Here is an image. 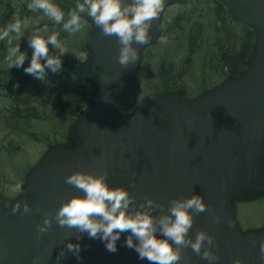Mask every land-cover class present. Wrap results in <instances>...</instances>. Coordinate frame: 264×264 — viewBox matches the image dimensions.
<instances>
[{"label":"water","instance_id":"1","mask_svg":"<svg viewBox=\"0 0 264 264\" xmlns=\"http://www.w3.org/2000/svg\"><path fill=\"white\" fill-rule=\"evenodd\" d=\"M184 1L166 0L164 9ZM221 1L234 19L256 32L246 70L191 101L151 96L129 117L112 115L136 98L141 49L158 38L163 11L151 22L148 44L134 42L138 59L127 67L118 63L115 35L106 36L100 29L92 34L91 59L82 74L98 93L74 124L73 140L80 146L49 150L29 174L25 191L13 202L0 200V264H34V259L35 264H149L125 246L127 231L115 252L100 239L59 226L54 219L48 232L37 234V225L45 215L53 217L62 200L83 195L64 179L78 170L107 171L109 186L128 189L135 205L153 197L164 211L173 198L200 194L209 208L193 214L188 236L194 239L201 229L212 234L216 264H233L235 258L243 264H264L259 249L264 232L242 235L232 208L234 198L264 188V0ZM18 199L27 200L32 210L13 214L11 204ZM213 215L220 217L218 223ZM68 240L81 245L80 259L65 247ZM61 251L64 255L57 260ZM177 264L208 262L186 247Z\"/></svg>","mask_w":264,"mask_h":264},{"label":"clouds","instance_id":"2","mask_svg":"<svg viewBox=\"0 0 264 264\" xmlns=\"http://www.w3.org/2000/svg\"><path fill=\"white\" fill-rule=\"evenodd\" d=\"M165 2L166 0H77L75 7L66 14L53 0H31L28 8L42 11L50 20L62 25L63 30L69 34L82 29L87 23L82 14H86L104 35L117 37L120 45L118 63L127 67L138 59V49L133 46L134 42L148 44L151 22L160 16ZM28 23L27 18L23 21L16 19L0 30V41H6L8 45L4 60L9 69L20 68L28 58L26 52L20 50L19 43L13 44L14 40L23 37V29ZM43 31L47 32V26ZM58 36L59 33L53 32L46 37L39 34L29 37L32 54L28 65L23 67L25 73L45 81L46 70L56 73L62 69V57L68 51ZM161 42H166V38H162ZM49 45L56 50L54 53H50ZM107 175V171L94 174L79 170L66 175L65 182L80 190L83 195H72L62 200L54 216L45 215L43 222L37 225V234L48 232L54 219L59 226L76 228L78 233H87L90 238L100 239L108 251L115 252L121 233L127 231L129 235L125 238V246L136 251L138 259H146L149 264H177L186 247H190L208 264H216L219 256L212 250L214 236L203 229L196 231L194 239L188 236L194 222L193 214L209 208L200 194L173 198L168 203L167 211H164V205L153 197H145L139 205H135V197L128 189L109 186ZM6 187L14 197L25 191L22 181ZM156 209H160V212L154 215ZM31 210L27 200L21 202L18 199L11 204L13 214L18 211L28 213ZM212 219L213 222L220 221V217L216 215ZM65 247L80 259L81 245L78 242L68 240ZM259 249L261 259L264 260V238L259 241ZM63 255L61 251L57 260ZM233 264H243V261L235 258Z\"/></svg>","mask_w":264,"mask_h":264},{"label":"rangeland","instance_id":"3","mask_svg":"<svg viewBox=\"0 0 264 264\" xmlns=\"http://www.w3.org/2000/svg\"><path fill=\"white\" fill-rule=\"evenodd\" d=\"M10 9L15 7V0H11ZM211 0H201L189 3H172L168 5L161 17L162 29L158 40L145 47L141 52V58L134 76V81L138 88V102L146 99L148 96L156 92L162 91L159 87V68L164 63L172 64V66L179 65L176 60L178 56L180 61L184 59L190 60L186 68L187 76L177 87L184 91L188 98H196L202 94L214 89L225 81L226 74L221 71L212 72L210 55L213 45V29L207 28L209 23H212L213 14L211 5L204 7L205 3ZM13 7V8H12ZM15 13V11H14ZM13 13V14H14ZM8 20L9 24L13 23L18 17L14 18L12 14ZM179 16L181 20L189 19L184 24V29H175L173 26V18ZM231 19L233 18L230 16ZM45 22L50 19L47 16L42 17ZM202 22L205 25L201 37L203 36V52L200 54L205 58L196 56L197 54L184 53L185 43L187 37L182 35L183 30H188L193 24ZM209 22V23H208ZM234 23L238 28L240 36L241 25L249 27L248 25L236 22H227L226 24ZM172 24V25H171ZM241 24V25H240ZM29 25V24H28ZM90 25V28H89ZM231 25V24H230ZM36 29L37 27L34 26ZM33 27V28H34ZM39 27V25H38ZM28 26L24 29H27ZM49 28V27H48ZM44 32L41 28L32 32L30 37L35 34L46 37L50 34V28ZM97 29L96 25L87 22L82 29L75 33L69 34L66 40L60 38L66 50L68 51L62 57V61L67 62L69 67H63L59 72L50 74L49 70L46 72V80L33 79L25 86L22 92H15L10 100H5L0 92V108L11 107L16 108L19 112H24L27 107H39L41 118L39 120L32 117L25 122L23 129L18 132L13 129H6L0 123V199L15 200L17 197L12 196L7 187L17 181L26 183V175L30 173L36 165L41 161L43 156L53 147H69L72 142V129L77 121L79 115H75L72 120L61 119L53 115L52 108H45L44 99L51 95L68 96L72 94L78 85V78L82 81L86 78L81 75V72L88 66L91 59V50L89 47V39ZM253 30V29H252ZM162 38H166V42H161ZM176 38V39H175ZM209 42H208V41ZM50 48L51 45H49ZM72 58V60L70 59ZM207 63V64H206ZM209 71L205 70V68ZM11 72V71H10ZM51 90V91H50ZM10 104V105H9ZM13 106V107H12ZM20 108H24L20 110ZM46 110L43 113V109ZM79 112V111H78ZM33 132L32 136L28 133ZM34 133L38 134L40 139L34 138ZM12 143L15 146H20V149L13 153L14 156H6L2 152V146H8ZM25 177V179H24ZM14 178V179H13ZM234 208V217L241 232H259L264 230V192L240 195L232 200Z\"/></svg>","mask_w":264,"mask_h":264},{"label":"trees","instance_id":"4","mask_svg":"<svg viewBox=\"0 0 264 264\" xmlns=\"http://www.w3.org/2000/svg\"><path fill=\"white\" fill-rule=\"evenodd\" d=\"M194 1L199 2L201 0H190L189 3ZM53 2L67 14L69 9H73L75 7L77 0H53ZM29 3H31V0H15V7L10 9L12 4L11 0H0V30L8 25V20L10 19L9 14H12L14 18L18 17L21 21L25 18L29 21L28 28L23 29V37L20 40L13 41V44L19 43L20 50L26 52L27 54L28 58L24 61L23 66L20 68H8L7 63L4 60L8 45L6 44V41H0V92L4 96L5 100H10L9 97H12L15 92H22L31 79L34 80L33 83L37 82L36 78H34L31 74L25 73L23 70V67L27 66L30 62L32 54V49L29 47V37L31 33L47 26V28H50H48L50 30V34L53 32L59 33V39L61 38L66 40L69 35L68 32L63 30L62 25L56 24L52 20L45 22L42 18L45 16L43 12L39 10H30L28 8ZM209 5H211L213 20L212 23L208 22L209 26H207V28H210L211 26L214 34V37L211 38L213 39V47L209 52L211 62L210 70L212 72L221 71L222 74L230 76L246 67L253 51L254 32L249 27L240 24V29L243 30L239 36L238 28L234 26V23L226 24L227 22H235V24H237L235 20L231 19V15L226 7L221 2L216 0H211V2L207 1L204 7L206 6L209 8ZM82 15H84V19L87 22L92 23L90 17H87L86 14ZM65 18L67 19V15ZM186 18L184 20H181L179 16L173 18L172 23L175 29H184V24L189 21V19ZM34 26H36L37 29ZM204 28L205 25L202 22H199L193 24V26H191L188 30L182 31V35L187 37L184 49L185 54L195 52L197 54L196 56L201 57V59L202 57L205 58L200 54L204 51L202 43L204 38L203 36L201 37V32H203ZM49 51L50 53H54L56 50L49 47ZM181 55L182 54H179L178 56ZM178 56L175 58L179 61V65L172 66V64L164 65V63H162L160 66L158 79L159 87L161 86L164 88L162 89V93L179 95L186 98L187 96L184 94V91L180 90V87H177V84H181L188 75L186 68L189 65L190 60L189 58H186L184 61H180L181 59L178 58ZM70 59L72 60V58ZM41 62L43 63V60ZM63 67L70 68L71 66H69L67 62L62 61V68ZM205 70L207 72V67ZM47 71L48 70H46V72ZM48 73L52 74L51 70H49ZM208 73L211 74L210 71ZM95 95L96 87L88 81H82L78 78L77 88L72 94L68 96L57 95L56 97H51L50 95L44 99L43 103L48 105V107L45 108L51 107L53 109L52 112L54 116L56 114L57 117L60 116L61 119H65L68 122V120H72L75 115H80L85 107L89 106L93 102ZM45 108L43 109V113L48 110ZM22 109L24 108H20V110ZM39 109V107L33 106L25 108L24 112H19L14 107H1L0 123L3 124L7 130L13 129L14 131L20 132L23 129L25 122L30 120L32 117L37 120L41 118ZM28 134L32 136L33 132L29 131ZM35 137L40 139L39 135L36 133H34V138ZM19 149L20 146H15V144H13L12 147V143H10L8 146L3 145L1 150L6 156H14L13 153Z\"/></svg>","mask_w":264,"mask_h":264},{"label":"flooded vegetation","instance_id":"5","mask_svg":"<svg viewBox=\"0 0 264 264\" xmlns=\"http://www.w3.org/2000/svg\"><path fill=\"white\" fill-rule=\"evenodd\" d=\"M243 69V68H242ZM241 70H239L238 72H236V73H239ZM236 73H234V74H236ZM233 75V74H232Z\"/></svg>","mask_w":264,"mask_h":264}]
</instances>
